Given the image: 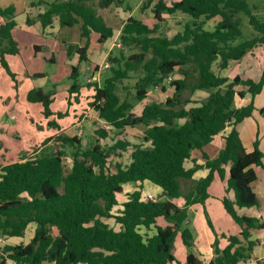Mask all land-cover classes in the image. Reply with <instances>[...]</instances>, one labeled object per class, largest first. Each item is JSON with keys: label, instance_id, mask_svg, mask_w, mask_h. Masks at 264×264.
Listing matches in <instances>:
<instances>
[{"label": "trees", "instance_id": "trees-1", "mask_svg": "<svg viewBox=\"0 0 264 264\" xmlns=\"http://www.w3.org/2000/svg\"><path fill=\"white\" fill-rule=\"evenodd\" d=\"M41 3L45 4V10L39 13L44 27L55 22L61 26L81 23V36L87 43L70 45L68 54L77 52L80 61H84L88 59L92 32L99 34L100 42L114 36V28L96 7L117 8L123 1L44 0L38 4ZM149 8L155 17L152 25L134 16L123 24L121 46L108 56L112 74L102 85L83 83L79 67H72L70 98L80 94L85 85L94 88L89 106L106 122L105 127L95 130L98 137L86 146L80 136L58 134L46 138L42 147L53 140L60 144L44 150L39 147L20 160L0 165V236H24L30 223L36 225L28 243L1 248V264L8 259L14 264H170L177 260L173 249L179 235L190 249L183 264H202L193 251L195 236L186 221L191 205L205 204L209 199V187L216 173L224 177L227 164H231L227 192L234 190L235 199L226 194L222 201L242 231L240 235L222 234L229 242L225 247L220 246L215 231V256L209 264H242L252 256L256 241L250 239L251 229L260 228L263 223L240 215L236 205H259L253 189L257 180L253 166L264 168V160L257 141L253 151L246 150L237 128L252 115L253 101L237 107L235 99L247 92L253 97L259 94L264 87V70L257 79H243L240 75L217 73L214 65L219 62L222 70L230 61L264 45V17L256 12L258 5L249 0H144L141 10ZM178 12L191 19L173 36L162 34L164 14ZM243 15L255 30L247 38L242 29ZM15 16L14 6L4 7L0 2V62L14 80L16 73L7 55L20 51L13 35ZM216 17L220 19L214 29L206 28ZM133 47L139 50L127 55L125 49ZM48 60L54 62V57ZM97 69L96 66L94 72ZM133 72L141 73L135 85L138 101L146 100L150 90L157 87L167 91L169 85L174 88L173 93L162 101L146 103L141 113L134 112V103L118 92L121 81ZM172 75L175 78L168 83ZM199 90L208 96L192 104L189 97L183 96ZM55 92L36 87L28 92L27 99L42 103L45 114L50 116L54 114L51 104ZM49 124L60 127L56 121ZM138 125L146 128L138 136L139 141L132 142L124 131ZM227 127L231 130L218 156L205 155V163H197L193 153L204 150ZM68 147L72 149L69 167L64 160ZM125 156L129 158L127 162L122 160ZM187 161L193 165L188 167ZM204 167L208 173L183 192L181 180L193 179ZM145 181L162 187L163 196L155 200L143 198ZM125 183L136 189L125 191ZM178 197L185 198L184 206L173 201ZM206 215L213 228L207 212ZM161 218L167 223L160 224Z\"/></svg>", "mask_w": 264, "mask_h": 264}, {"label": "crops", "instance_id": "crops-1", "mask_svg": "<svg viewBox=\"0 0 264 264\" xmlns=\"http://www.w3.org/2000/svg\"><path fill=\"white\" fill-rule=\"evenodd\" d=\"M17 1L20 3V8H18V6H17L18 2H16V0H0L2 6L7 7V6L12 5L16 8L15 19L17 21V24H16L15 29L13 31V35H14L15 40L18 42L19 47H20V41H19L20 40L19 39V33L20 32L29 33V34H32L33 36L42 37L45 39H49V38L55 39V44L60 45V43H61V45L63 46L62 49L66 52L67 58L65 56H64V58L66 59L68 66H71V69L69 72V77L71 75L73 66L79 67L80 75L83 72L86 76H88V74L89 75L93 74L96 66L97 67L101 66L100 61H104L107 58V60H106V62H107L109 54L111 52H115V50L120 47L119 46V43H121L120 42V35H121V30H122L123 24L125 23V21L130 16H133L131 14L132 12H129L130 14H128L124 18L120 17V19L115 21L117 28L112 26L114 28V36L112 38L106 40L105 42H100L99 41V34L96 32H92L90 35V38H89L88 50L86 52L88 59L84 60V61H80L79 53L75 52L71 56H69L67 47H68V45L69 46L72 45V43L74 45H79V46H84L87 43V39L83 38L81 36V23L75 24V25L79 26L78 31H77V32H79L77 39H73L71 41H68L67 39L64 38L63 41H60V40L57 41L56 39L58 36L55 35V32H52V30L56 31L63 26H61L58 22H55L52 26L50 25V26L44 27L42 25L41 20L39 18V13L45 10V4L44 3L38 4V3H40V1L43 2L44 0H39V1L31 0L30 2H27L26 0L25 1L24 0H17ZM122 5L117 7V8L116 7L109 8V11L116 12V14H118V12H119L118 9L124 8V7H122ZM150 11L152 12L151 9H150ZM142 12L144 13L143 14L144 18H141V19L144 20L146 23H148L146 20V17H147L146 13L147 12L146 11H142ZM145 14H146V16H145ZM214 19H217V21H219L220 18L216 17ZM67 36H68V34H67ZM96 43H98L101 48H103V49L105 48L102 53L99 52ZM31 46H33V48H34V56L35 57H41L48 63L56 64L57 58H56L55 52L51 49V46L47 41L45 43L33 41L31 43ZM36 46L38 47V50H36ZM259 46H264V45H259ZM256 47H258V46H256ZM256 47H254L252 50H250L243 58H241L239 60L230 61L228 67L221 70V74L224 76H229V77H234L236 75H240L243 79H245V78L257 79L261 75V73L252 72L250 70L255 65L254 61H247L246 62V56L248 54L252 53V56L255 55L254 51H255ZM19 54H21V51H19V53H17V54H8L7 55V59H8V62H9L11 69H14L12 66V60H16L15 56H17ZM49 57H54V62L49 61L48 60ZM245 63L247 64L246 66H244ZM13 72H15V71H13ZM32 73L34 75L35 73H41V72H39V71L35 72V70L33 72H31L30 70L27 71L28 76H31ZM33 77H35V76H33ZM36 77L42 78V77H45V75L43 74V76H36ZM87 78L88 77H86V81H87ZM70 81H71V79H70ZM71 83L66 84V88H65L66 90H68L70 88ZM36 87L45 88L42 85L35 86L34 88H36ZM84 87L92 88V90H90V91L83 90ZM85 92H87L86 94H88V92H92V96L95 93L94 88L90 87L88 85H85L81 88L80 94H83ZM196 92H206V91L199 90ZM263 93H264V87H263L262 91L259 94H256L254 97L249 92H247L246 95L243 97L237 95L236 99H235V104L237 107H240V106L247 105L251 101H253L255 108H254L252 115L247 117L241 123H239L237 125V128L239 130L241 140H242L246 150L248 152L253 151L255 149V143L257 141L259 148L263 152V160H264V100H262V97H261ZM68 94H69V96L67 98L69 99L70 98L69 90H68ZM80 94H73L70 99H72V97H74V96L75 97L79 96ZM92 96H89V97H91V99H93ZM207 96H208V93H207ZM29 102H31V101H29ZM32 103H40V102H32ZM88 106H89V103H88ZM93 113H95V115ZM96 117H99L97 112L95 111L94 108L89 106V108L87 109V112L82 113L80 118L76 122H74L70 128L59 127V131L55 135H58V134H60V132H63V131H69L71 129H74L77 131L75 133V135L79 134L77 127L80 126L81 124L83 125V122H85L86 120L87 121H89V120L95 121ZM99 119H100V121L103 120L101 118H99ZM97 127H99L98 124L94 126L95 129ZM230 130H231V127H227L225 130H223L222 132H220L219 134L214 136L213 140L209 143V149L207 148V151L202 152L200 150H196L193 153V159L196 160L197 163H199V164H204L206 161L204 159L205 155H208L211 158L218 156L220 150L225 147V144H226L225 136ZM87 136H89V135L87 134ZM48 137H51V136H48ZM48 137H46V138H48ZM43 142L44 141H42V143ZM3 147H4V142L0 140V148H3ZM41 147H42V145L40 146V148ZM38 148L39 147H37V149ZM33 152H34V150L32 152H27L26 154H32ZM26 154H19L17 156H13V157H10L8 159H6V158L0 159V165L3 166L4 164H6L8 162L20 160L21 157L23 155H26ZM19 156H20V158L16 159ZM186 165L188 167H190L193 165V162L187 161ZM2 166H0V174L2 173V170H1ZM230 167H231V164H227L225 166V176L224 177H221L218 173H216V178L211 183V185L209 187L210 197L206 201L205 204L196 203V204H193L190 206V210H189L190 211V218L186 222H187V224H189V227L193 230L194 236H195V245L193 247V251L195 252L196 255H198V257L201 259L202 263H208L209 264L210 261L215 256L213 243H214V240L216 239V233H218L219 238H220V246L225 247L229 242H228V238L223 237L222 234H224L226 236L240 235L241 231H242L241 225L237 221H235V219L228 213V211L226 210V208L223 204V201H222V197L226 194L232 200L235 199L234 190H229L227 192L228 179L230 177ZM253 168L257 174V180L255 181V183L253 185V189L256 192L260 203H259V205L244 206V207L236 205V209L240 215L256 218L259 221V223H263V226L260 228L255 227V228L251 229L250 239L256 241V244L254 246L252 256L248 260H246L245 262H242V264H264V168L262 166H257V165H254ZM208 171L209 170L206 167L200 168L195 173V176L193 177V179H190L191 184H189V186H188L189 187L188 191L192 188V186L194 184V180L205 176L208 173ZM183 180H185V179H183ZM135 189H136V187L134 185H131L130 183H128L125 186V191H127V192L133 191ZM182 189L184 192L183 181H182ZM144 191L149 192V193H153L155 195L158 193V197L163 196L162 187H160V186H158L152 182H149V181L144 182ZM173 201L181 207L184 206L186 203V200L184 197L174 198ZM206 212L208 213V216H209L210 220L212 221L213 228L210 226V224L208 222ZM201 217H202V221H201ZM159 222H160V220H159ZM166 223L167 222L164 221V224H166ZM32 225H34V230L29 232V228ZM35 228H36V225L34 223H30L25 234H24V236H11V237L0 236V250L6 244L15 245V244H19V243H25V244L28 243L35 234ZM198 231H200L199 235H197ZM215 231H216V233H215ZM173 252H174L177 260L170 263V264H183L188 257L190 249L184 244V242L180 238V235L175 240ZM5 264H14V262L8 259ZM42 264H54V263L50 262V261H45ZM81 264H85V263H81Z\"/></svg>", "mask_w": 264, "mask_h": 264}, {"label": "rangeland", "instance_id": "rangeland-1", "mask_svg": "<svg viewBox=\"0 0 264 264\" xmlns=\"http://www.w3.org/2000/svg\"><path fill=\"white\" fill-rule=\"evenodd\" d=\"M25 1V0H24ZM30 2L31 0H26ZM39 1V0H37ZM51 1V0H49ZM124 8L118 9V14L116 12H111L109 9H104L97 6V12L99 15H102L105 20L113 27L117 28L116 22L118 19L124 18L129 12L136 18H144L143 12L141 10V4L144 0H122ZM157 1V0H156ZM168 3H171L172 0H166ZM250 3H256L258 5V9L256 12H259L260 15L264 17V0H249ZM16 2H18L16 0ZM13 3V2H12ZM15 3V2H14ZM18 4V5H17ZM16 5L20 8V3L18 2ZM146 20L151 25L155 21L154 13L150 11V9L146 10ZM145 14V16H146ZM118 15V16H117ZM165 21L162 23L161 33L167 36H173L178 31L183 30L186 21L190 20L191 17L188 14H184L182 12H178L174 15L164 14ZM243 18V26L242 29L244 31L245 38L252 36L254 33V28L248 22L247 16H242ZM217 19H212L206 24V28L214 29V25L216 24ZM79 26H63L59 28L55 32L57 35V41H63V39H67L71 41L73 39L78 38ZM68 34V36H67ZM19 41H20V51L21 54L15 56L16 60H12V66L16 73V80L4 69L3 65L0 62V140L4 142V147L0 148V159H8L13 156H17L19 154H26L27 152H32L33 150H37V147L43 146L42 141L45 140L48 136H54L58 131L59 127L55 125H50L51 121H56L60 127L70 128L74 122H76L82 113L87 112L89 108L88 103L90 102L92 96V92H87L80 94L79 96H74L72 99H68L69 96L68 90H66V84H70L72 81L69 79V72L71 66H68L66 59V52L62 49V45L55 44V39L49 38L45 39L42 37L33 36L32 34L20 32L19 33ZM80 39V38H79ZM33 41L43 42L46 41L50 44L51 49L55 52L57 62L56 64H51L46 62L41 57L34 56V48L31 46ZM73 44V43H72ZM86 45V44H85ZM98 50L100 53L104 51L103 48L96 43ZM69 47V45H68ZM67 47V48H68ZM138 47H133L132 49L126 48L125 53L127 55L131 54L134 51H138ZM118 49L115 50L117 52ZM255 55L252 56L248 54L246 56L247 61H254V66L250 69L252 72L262 73L264 70V46H258L254 51ZM101 60V59H100ZM107 58L104 61H100V65L102 68L100 79L97 80L100 85L103 84L104 79L107 76L112 74V70L110 68H104V64L106 63ZM108 62V61H107ZM219 62H216L214 65V70L217 73H221V70L218 65ZM247 64L245 63L244 66ZM3 67V68H2ZM33 72L35 70L43 73L45 77L37 78L33 77V73L31 76L27 75V71ZM87 73V72H86ZM140 72H133L130 78L124 79L121 81L119 85L118 92L121 97L127 98L131 100L135 107L133 109L136 113H141L144 105L146 103H150L153 101H162L166 99L170 94L173 93L174 88L168 86L167 91H163L160 88L151 89L149 96L146 100L138 101L136 99V82L138 81ZM92 76L91 74L86 76L83 72L80 75V79L83 83H86V77ZM94 83V82H93ZM42 85L46 89L55 90L54 102L51 105V110L54 114L47 116L44 112V106L42 103H32L27 99L28 92L31 88L35 86ZM83 90L90 91L92 88L84 87ZM184 97H189L192 101H200L207 96L206 92H195L193 95L186 92L183 94ZM262 100H264V93L262 94ZM72 101L70 103L69 101ZM59 113H63L62 116H59ZM95 115V113H93ZM13 116V117H12ZM99 125L105 127L106 122L104 120L96 117L95 121H85L83 125L77 127L79 134L86 146L90 145L92 141L98 137L94 128L95 125ZM145 125H138L134 128H128L124 131V134H129L132 142L139 141L140 135H142L145 130ZM77 131L71 129L69 131L60 132V134L67 136H74ZM114 133V132H113ZM87 134L89 136H87ZM103 143H106L107 140H103ZM60 144L56 140L49 142L47 145L42 147V150L46 148H51L53 145ZM209 149V144L204 146V150H200L202 152L207 151ZM67 153L64 157L65 165L68 167L71 165L72 160V149L69 147L66 149ZM128 154V152H127ZM17 157L16 159H19ZM123 161H128V156L122 158ZM184 184V192L188 191V186L191 184L190 179L181 180ZM154 192V191H153ZM158 197V193L156 194ZM123 197H121L122 199ZM113 222L112 220H110ZM166 219L161 218L160 224H164ZM202 221V217H201ZM167 222V221H166ZM34 230V225L29 228V232ZM200 234V231L197 232V235Z\"/></svg>", "mask_w": 264, "mask_h": 264}, {"label": "built area", "instance_id": "built-area-1", "mask_svg": "<svg viewBox=\"0 0 264 264\" xmlns=\"http://www.w3.org/2000/svg\"><path fill=\"white\" fill-rule=\"evenodd\" d=\"M119 46H121V43H119ZM110 67H111V64L109 62H106L104 64V68H110ZM101 71H102L101 66H98V69L95 72H93L92 76H90V77L87 78V82H89V83L97 82V80L100 79ZM174 78H175L174 75L169 76V78L167 79L168 83L171 82V81H173ZM127 184L128 183H125L124 185L126 186ZM143 198H145V199H148L149 198V199L155 200V199H157V196L155 194H153V193H149V192H145L144 191ZM202 264H208V263H202Z\"/></svg>", "mask_w": 264, "mask_h": 264}]
</instances>
